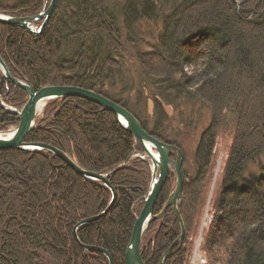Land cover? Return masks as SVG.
Instances as JSON below:
<instances>
[{"label": "trees", "instance_id": "obj_1", "mask_svg": "<svg viewBox=\"0 0 264 264\" xmlns=\"http://www.w3.org/2000/svg\"><path fill=\"white\" fill-rule=\"evenodd\" d=\"M239 1L57 0L36 35L0 23V57L12 76L28 80L35 90L82 87L130 112L128 103L110 91L124 80L121 62L132 46L159 93L149 96L154 117L151 112L146 119L133 114L150 135L175 144L183 154L180 134L165 130L169 103L185 99L209 109L191 174L184 154L178 204L184 236L173 245L181 227L168 207L141 237L144 264H188L213 177L216 140L223 134L231 136V144L201 250L206 264H264V161L257 162L264 154V0ZM49 2L0 0V14L34 16ZM0 96L3 130L16 126L19 115L2 102L16 106L27 94L0 72ZM44 115L26 142L54 146L87 171L116 169L108 178L116 191L114 202L76 233L81 243L106 250L113 264H126L125 251L151 182L150 161L138 156L143 153L139 141L112 112L84 98L48 101ZM252 164L255 173H250ZM174 185L170 171L154 214ZM111 196L102 182L77 174L49 150L0 149V264H110L101 251L83 249L73 228L105 210Z\"/></svg>", "mask_w": 264, "mask_h": 264}, {"label": "water", "instance_id": "obj_2", "mask_svg": "<svg viewBox=\"0 0 264 264\" xmlns=\"http://www.w3.org/2000/svg\"><path fill=\"white\" fill-rule=\"evenodd\" d=\"M56 3L57 0H50L48 7L34 16L15 17L0 14V23L19 26L24 28L30 34L36 35L42 31L43 27L50 18ZM40 20H42V22L39 26H37L33 22ZM0 72L4 79L23 89L27 93L28 97L21 111L18 112L19 123L15 128L13 134L10 136L0 135V149H18L27 152L40 151L43 149L49 150L50 152L58 156L64 163L70 166L77 174L89 180L100 181L111 190L112 196L106 209L103 210L100 214L81 220L73 228V236L77 243L83 249L91 251H101L107 256L110 264H113L112 258L106 252V250L97 246L85 245L81 243L77 237L76 231L77 228L82 224L95 220L99 216L106 213L114 202L116 191L114 187L110 185L108 178L116 169L106 174L87 171L80 167L71 156L54 146L44 143L26 142L24 140L27 134L35 127V118L37 112L39 111L38 105L40 104V102L44 104V102L47 100L68 96H78L85 98L112 112L121 126L128 132H130L132 136H134L139 141L143 153H139L138 156L148 158V160L150 161V189L148 191V194L143 197V207L139 215L137 216L133 226L132 235L125 251L126 264H144L140 254L141 237L149 222L154 219L161 218L168 207L172 208L173 214L181 227V234L178 239L181 240L183 238L184 226L178 210V204L180 202L184 182V177L182 174L184 154L180 148L153 137L141 127L134 115H132L128 110L94 91L81 87L57 85L44 86L39 88L38 90H35L28 80L18 79L12 76L6 63L1 57ZM173 152L175 153V158L171 157V154ZM125 164L126 161L122 164V166H124ZM170 171H173L175 174L174 188L170 192L162 210L158 214H154L153 208L155 202ZM177 240L175 242H177Z\"/></svg>", "mask_w": 264, "mask_h": 264}, {"label": "rangeland", "instance_id": "obj_3", "mask_svg": "<svg viewBox=\"0 0 264 264\" xmlns=\"http://www.w3.org/2000/svg\"><path fill=\"white\" fill-rule=\"evenodd\" d=\"M237 2L240 3L239 0H237ZM36 25L39 26L38 24H36ZM151 26H152V31L155 33V29H156L155 22ZM120 71L122 73V77L124 78V80L121 83L117 82V85H115L113 87L114 89H113V91L112 90L110 91V94H112V95L116 94L114 96L117 99L119 97V99L122 98L123 100H125L128 103V106L130 107V109H132L134 111V112L129 111L132 115L136 114V115L140 116L142 119H146L147 113H150L152 111V107H153L152 103L149 100L150 99L149 96H151V95L158 96L159 93H158V90L153 86L152 81L148 77H146L144 75V73L142 72L141 67L139 65V62L137 61V59L134 55V49L132 46L128 49V51L126 53L125 60L123 62H121ZM46 86H48V85H46ZM49 86H56V85H49ZM57 86H66V85H57ZM42 87H44V86H42ZM74 87H78V86H74ZM120 88H121L122 92H120V90H119ZM123 90H124V92H123ZM102 96H104V95H102ZM68 97H78V96H68ZM104 97L107 98L106 96H104ZM63 98H65V97H63ZM80 98H82V97H80ZM0 99H1V96H0ZM107 99H109V98H107ZM51 100H53V99H51ZM51 100L45 101L43 106L40 107V110L37 112V115L35 118V125L39 124V122L42 119H44V117H45L44 109L47 105V102L51 101ZM109 100H111V99H109ZM26 101H27V99L24 100L23 103L18 104L16 106L7 105V104H4V102H2V104L7 110L18 114V112H20L21 109L23 108ZM169 104L171 106H169L168 109H166V110L170 111L169 113H171V114H170V119L167 122L165 130H167L169 132V134L173 133L175 135L178 133L181 135V136L179 135L180 139H178V137H176V138L178 139V141L180 142V144L182 145L183 150H184L185 158L187 160V162H186L187 173L191 174L193 171V169H192L193 168V150H194V147H195V144H196V141H197V138H198V135H199L201 129L209 122L210 111L205 105H203L199 102L188 101L185 99L178 100L173 104H171V103H169ZM150 114H152V112ZM152 115L154 117V114H152ZM137 121H138V119H137ZM18 123H19V121H18ZM139 124H140V122H139ZM17 125L6 127L3 130L1 129L0 135H3V136L4 135H6V136L10 135V133H12L14 131V129L17 127ZM173 134H172L171 138L174 137ZM230 144H231V136L229 134H223V135H219L217 137L215 148H214L213 177H212L211 185L209 188V192L207 194V200H206L205 208L203 210V213H202V216H201L198 228H197L196 235L194 237H192L193 246H192L191 254L188 258V264H206L205 254L201 250V245L203 242V236H204V234H205V232L209 226V223L211 221V218H212L211 201H212V198L214 196V192L216 191V189L218 187V183H219V180L221 177L223 166L225 164V160L227 158V154L229 151ZM173 145H175V144H173ZM259 161L260 162L264 161V154L262 156H260V158L257 160V162H259ZM254 166L256 167V164H254V165L252 164V166L250 167V171H251V172L249 171L250 173L256 172V168ZM175 241H174L173 245H176L180 240L178 239L177 242H175Z\"/></svg>", "mask_w": 264, "mask_h": 264}, {"label": "bare ground", "instance_id": "obj_4", "mask_svg": "<svg viewBox=\"0 0 264 264\" xmlns=\"http://www.w3.org/2000/svg\"><path fill=\"white\" fill-rule=\"evenodd\" d=\"M10 82V81H9ZM11 83V82H10ZM27 94V93H26ZM41 106H43V103L42 102H40V104L38 105V107H39V110H40V107ZM15 130V129H14ZM14 132V131H13ZM13 132L12 133H10V135H12L13 134ZM10 135H8V136H10ZM143 207V206H142Z\"/></svg>", "mask_w": 264, "mask_h": 264}]
</instances>
